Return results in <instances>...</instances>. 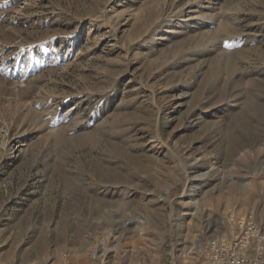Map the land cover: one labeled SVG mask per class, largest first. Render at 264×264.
<instances>
[{
	"label": "rangeland",
	"instance_id": "obj_1",
	"mask_svg": "<svg viewBox=\"0 0 264 264\" xmlns=\"http://www.w3.org/2000/svg\"><path fill=\"white\" fill-rule=\"evenodd\" d=\"M246 212L264 0H0V264H194Z\"/></svg>",
	"mask_w": 264,
	"mask_h": 264
},
{
	"label": "built area",
	"instance_id": "obj_2",
	"mask_svg": "<svg viewBox=\"0 0 264 264\" xmlns=\"http://www.w3.org/2000/svg\"><path fill=\"white\" fill-rule=\"evenodd\" d=\"M231 237L208 238L194 264H264V226L253 212L232 213Z\"/></svg>",
	"mask_w": 264,
	"mask_h": 264
},
{
	"label": "bare ground",
	"instance_id": "obj_3",
	"mask_svg": "<svg viewBox=\"0 0 264 264\" xmlns=\"http://www.w3.org/2000/svg\"><path fill=\"white\" fill-rule=\"evenodd\" d=\"M193 198H195V197H193ZM193 200H194V202H196V203L198 202V199H193ZM155 234H157V233L155 232ZM155 234H154V236H156Z\"/></svg>",
	"mask_w": 264,
	"mask_h": 264
}]
</instances>
